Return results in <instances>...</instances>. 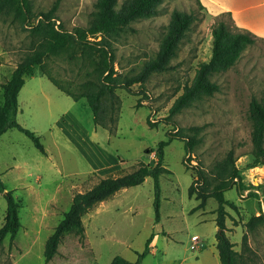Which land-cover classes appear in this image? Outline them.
I'll return each instance as SVG.
<instances>
[{
  "label": "rangeland",
  "instance_id": "374dc122",
  "mask_svg": "<svg viewBox=\"0 0 264 264\" xmlns=\"http://www.w3.org/2000/svg\"><path fill=\"white\" fill-rule=\"evenodd\" d=\"M96 1L29 0V21L36 22L42 13H50L54 24L65 30L88 27L95 16ZM123 1L117 0L118 5ZM173 9L191 13L193 23L181 38L168 69L149 75L142 87L132 84V93L122 87L114 90L118 103L111 131L94 125L83 97L74 101L48 78L79 93L89 79L97 78L92 61L96 55L91 57L70 46L45 58L43 66H36L33 74L25 78L17 97L16 119L39 136L45 153L16 128L0 135L1 179L21 205V227L13 241L8 235L3 240L0 264H108L114 255L134 261L151 234L155 251L141 264H172L175 258H194L202 247L216 245L217 227L211 220L214 221L217 203L208 198L203 208L191 210L198 200L188 196L194 173L185 168L184 161L207 171L228 150L237 157L243 188L238 192L232 187L224 192L234 204V208L226 207V235L236 250L241 249L244 224L253 215H264V164L250 166L248 119L250 100L264 94V39L256 38L234 65L211 76L219 86L217 91L183 108L170 122L163 121L183 86L191 83L198 63L210 57L214 22L224 19L236 30L226 13L209 15L197 0H161L155 15L132 21L113 37V63L118 72L133 75L155 55ZM25 26L11 15L0 14V101L2 83L35 46L36 38ZM100 38L99 34L88 35L89 40ZM104 104L108 115V100ZM147 119L156 125L149 127ZM194 127L201 139L190 153H184V142L179 138L164 147L163 164L169 172L159 177L158 219L153 207V180L148 176L141 184L122 188L96 203L82 216L83 233L64 235L57 253L44 261L46 239L68 210L73 194L90 188L97 181L96 173L129 171L139 161L153 165L157 144L167 138L168 132L192 134ZM82 144L89 146L93 156H103L108 167L98 171L102 168L96 170L88 165L82 158L87 156ZM12 165L17 166L16 170L26 169L24 178L18 180L15 171L9 169ZM19 181L27 183L15 189ZM5 208L6 200L0 192V226ZM247 236L256 260L264 264V222L248 231Z\"/></svg>",
  "mask_w": 264,
  "mask_h": 264
},
{
  "label": "trees",
  "instance_id": "16d2710c",
  "mask_svg": "<svg viewBox=\"0 0 264 264\" xmlns=\"http://www.w3.org/2000/svg\"><path fill=\"white\" fill-rule=\"evenodd\" d=\"M198 1V0H197ZM161 0H125L118 5L117 0H97L96 12L92 23L88 27H74L72 31L56 26L51 20L50 13H42L41 17L31 23L29 0H0V14H8L18 20L36 38L35 46L28 51L12 70L10 76L2 83L0 101V135L9 128H16L24 133L41 152L45 153L44 146L39 136L34 131L24 127L17 119L18 93L25 83V78L33 74L36 66H43L44 59L58 53L70 46L80 48L82 52L93 58L94 69L97 72L96 79H89L86 88L79 93L59 86L50 76V81L69 95L74 101L84 98L93 115L94 125H100L111 131L116 122L115 109L118 96L115 93L117 87H122L128 92H134L132 84L138 83L143 86L149 75L154 72H162L169 67V62L176 48L194 21L191 13L173 9L167 30L160 42L159 49L155 55L149 58L141 66L140 70L133 75L121 74L114 68L112 39L118 32L125 29L130 23L139 18L155 15ZM199 2V1H198ZM200 7L202 5L199 2ZM226 13L232 24V19ZM233 25V24H232ZM231 25L224 19H218L211 28L212 48L211 55L207 60L200 61L195 69L190 84L183 86L182 92L174 99L168 109V114L163 121L170 122L171 117L182 111L196 100L212 95L218 90V84L211 79L215 73L225 71L238 60L244 48L255 42L257 37L253 33L231 29ZM101 35L98 40H89L88 35ZM110 105L109 114L105 101ZM107 118V119H105ZM248 119L250 121L251 162L250 166L264 164V94L260 98L252 97L248 106ZM149 127H154L155 122L146 120ZM174 138L184 142V153L188 154L193 147L199 143L198 128L194 127L192 134L181 132H168L167 138L160 140L157 144V159L153 165L139 161L129 171L115 170L103 175L96 173L97 181L87 190L73 194L67 211L63 218L53 228L44 243V261H49L58 251V245L66 234L81 235L83 233L82 216L88 212L96 203L101 202L122 188L141 184L146 177L153 180V207L156 219L159 217L160 206V182L161 174L169 172L163 164L164 147ZM149 150V152H151ZM233 150L216 160L212 167L205 171L198 164H189L184 161L186 169L193 170V178L188 186V196L194 197L198 203L191 209L195 211L203 208L208 198H214L217 205L214 209V222L217 227L215 232L216 249L220 264H261L256 260V254L248 244L247 232L264 222V215L251 216L244 224L245 231L241 237V249L236 250L234 243L226 235L227 226L225 219L229 212L228 207L234 208V204L225 196L224 192L235 187L239 192L243 188L242 176L236 165ZM0 192L6 200V208L3 223L0 226V246L8 235L13 241L21 227L18 210L19 201L13 196L11 190H7L1 179ZM151 234L142 252L137 253L134 261H129L121 255H114L108 264H141L144 257L149 253ZM1 264H14L3 262Z\"/></svg>",
  "mask_w": 264,
  "mask_h": 264
},
{
  "label": "crops",
  "instance_id": "0c3cea01",
  "mask_svg": "<svg viewBox=\"0 0 264 264\" xmlns=\"http://www.w3.org/2000/svg\"><path fill=\"white\" fill-rule=\"evenodd\" d=\"M202 5L203 10L207 12L209 15H215L222 12H228L232 19V24L234 27L240 30H246L259 38L264 39V0H198ZM65 131L64 135L69 139L70 135ZM82 147L86 151L87 156H82L84 161L88 163V165H92V167L98 171L105 169L108 167V161L104 160L103 156H93L88 145H83ZM18 166V164H17ZM17 166L12 165L10 171H15L18 176V180L24 178V173L26 169H18ZM26 181L23 183L19 181L17 187L26 185ZM117 193V192H116ZM114 193V194H116ZM213 223L214 221L211 220ZM217 231V229H216ZM215 231V232H216ZM215 237V234H214ZM155 246V245H154ZM153 245H150L149 253L153 254L155 251ZM204 248V249H203ZM147 254V255H148ZM146 255V256H147ZM198 255V256H197ZM172 264H220L218 252L215 247H202V250L195 253L194 258H188L187 256L180 257L178 259H174L171 261Z\"/></svg>",
  "mask_w": 264,
  "mask_h": 264
},
{
  "label": "built area",
  "instance_id": "2783aa9c",
  "mask_svg": "<svg viewBox=\"0 0 264 264\" xmlns=\"http://www.w3.org/2000/svg\"><path fill=\"white\" fill-rule=\"evenodd\" d=\"M253 168H255V167H253ZM193 240L196 241L197 237H194ZM191 248H194V244L191 245Z\"/></svg>",
  "mask_w": 264,
  "mask_h": 264
}]
</instances>
